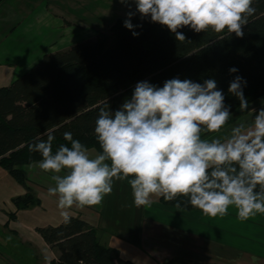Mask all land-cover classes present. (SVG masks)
<instances>
[{
	"label": "clouds",
	"instance_id": "clouds-1",
	"mask_svg": "<svg viewBox=\"0 0 264 264\" xmlns=\"http://www.w3.org/2000/svg\"><path fill=\"white\" fill-rule=\"evenodd\" d=\"M129 8L124 27L139 36L132 19L139 14L175 34L181 31L225 32L244 36L256 9L254 0H120ZM135 4V11L131 5ZM232 67L229 73H237ZM247 81L237 75L228 92L239 100L241 112L250 111L244 88ZM215 79L203 83L172 78L163 86L137 82L130 98L115 112L101 109L94 133L101 151L95 156L69 131L53 151L54 136L37 138L29 151L39 153L38 167L51 173L54 186L48 194L56 197L64 221L69 211L99 206L113 192L116 181H127L137 208L150 206L155 199L172 202L185 198L188 205L205 216L223 217L232 206L245 221L264 214V106L255 109L250 123L220 133L231 119V106ZM177 207H180L177 204Z\"/></svg>",
	"mask_w": 264,
	"mask_h": 264
},
{
	"label": "trees",
	"instance_id": "trees-1",
	"mask_svg": "<svg viewBox=\"0 0 264 264\" xmlns=\"http://www.w3.org/2000/svg\"><path fill=\"white\" fill-rule=\"evenodd\" d=\"M255 13L244 27V36L234 33H195L181 31L184 42L166 27L133 19L139 36L124 27L119 19L112 27L116 45L105 50L102 40H87L64 51L44 54L37 67L0 87V165L26 190L12 200L17 211L41 205L29 186L23 166L39 163V153L29 151L37 138L54 136L53 151L70 143L63 134L69 131L88 149L101 151L94 128L100 110L115 112L130 98L140 81L162 87L172 78L203 83L215 79L225 94L231 112L239 100L229 94V83L239 75L247 81L245 97L252 101L264 94V0H254ZM135 11V7L133 9ZM235 67L237 73L230 74ZM166 207L183 212L200 211L188 205L183 197L168 202ZM177 204L180 207H177ZM70 222L58 226L38 227L36 231L55 250L51 264H136L121 257L119 249L100 242L98 230L81 217L70 215ZM11 219H16L15 213ZM164 264H195L171 259Z\"/></svg>",
	"mask_w": 264,
	"mask_h": 264
},
{
	"label": "crops",
	"instance_id": "crops-1",
	"mask_svg": "<svg viewBox=\"0 0 264 264\" xmlns=\"http://www.w3.org/2000/svg\"><path fill=\"white\" fill-rule=\"evenodd\" d=\"M68 1L89 10L79 0ZM58 2L0 0V87L9 86L37 67L44 54L64 51L82 41V33L79 35L77 29L80 25L73 20L74 7L66 10ZM38 164L23 166V171L41 205L20 211L12 200L25 195L27 190L0 165V264H34L18 259V252L12 247L19 242L30 251L34 247L44 251L43 264L57 259L58 253L36 231L38 227L64 222L57 198L48 194V188L54 186L52 174L40 170ZM160 199L144 207L143 217L133 227V242L110 232L103 220L104 201L96 207L68 211L95 227L101 243L119 249L123 259L136 264H164L171 259L195 264H264V256L257 258L260 262L253 258L258 255V238L264 240V227L257 226L256 218L245 221L232 215L213 218L200 211L183 212L166 207ZM2 209L16 210L27 221H18V217L10 224Z\"/></svg>",
	"mask_w": 264,
	"mask_h": 264
},
{
	"label": "rangeland",
	"instance_id": "rangeland-1",
	"mask_svg": "<svg viewBox=\"0 0 264 264\" xmlns=\"http://www.w3.org/2000/svg\"><path fill=\"white\" fill-rule=\"evenodd\" d=\"M58 1V4L60 3L64 9L74 7L75 15L73 17V20L77 21V23L80 25V27H77V29L79 35H81L82 33V41L84 39L102 40L104 42L105 50H110L116 45V40L112 33V27L119 19H126V13L129 11V8L125 5H122L120 3V0H79V2L89 10H86L83 6L77 3L75 5L74 3L71 4V2L68 0ZM92 6L95 8V11L92 9ZM134 7L135 4H132L131 9L133 10ZM262 106H264V94L252 101H249V108L251 109L250 111L241 112L239 110V107L235 109L232 112L230 121L227 125H225L221 132L207 134V138H211L212 136L223 137L229 133L230 129L233 126H236L242 122L250 123L255 115V109L258 110ZM90 154L95 156L98 153L94 149H90ZM103 204V220H105L106 224L108 225L110 232H113L117 238L119 237L121 239H129L130 242H133V227L134 225L138 224L140 219L143 217L144 207L137 208L134 206L132 190L127 181H116L114 183L113 192L105 197ZM2 211L8 216L10 224L12 223V221H17L19 214L16 210L14 212H6L2 209ZM13 213H15L17 217L16 220L10 218L11 214ZM230 215H232L233 217L237 216V211L232 206L229 207L228 214L225 216ZM253 218L257 219L256 222L259 223L257 224L258 227H264V214H257ZM22 220L27 221L25 218L19 217L18 221ZM128 226L129 230L126 231ZM16 245L17 247L14 246L12 247V249L16 248L15 251L18 252L17 254L19 255V260H23L24 263L32 262L34 264H43L45 254L44 251H42L40 248L34 247V250L30 251L29 248L23 246V243L21 245L19 242ZM257 249L258 255L255 254L257 257H253L254 259L264 256V240H261L260 237L257 241ZM49 264H51V262ZM226 264H228V262ZM229 264H231V262Z\"/></svg>",
	"mask_w": 264,
	"mask_h": 264
}]
</instances>
